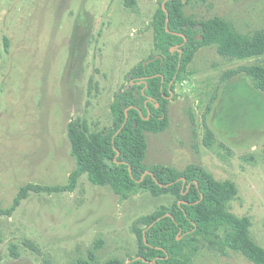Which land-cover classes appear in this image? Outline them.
<instances>
[{"label": "rangeland", "instance_id": "obj_1", "mask_svg": "<svg viewBox=\"0 0 264 264\" xmlns=\"http://www.w3.org/2000/svg\"><path fill=\"white\" fill-rule=\"evenodd\" d=\"M164 1L0 0L1 208L27 184L69 183L76 168L69 122L86 120L94 132L113 125L115 94L156 53L151 21ZM185 11L264 32V0H191ZM253 64L264 65V54L239 59L199 49L192 75L169 98L168 128L147 133L144 164L147 172L195 164L232 181L237 193L226 209L249 218L250 237L264 248V90L244 70ZM175 200L148 190L122 199L86 174L74 191H29L11 215H0V264H76L91 254L95 264L127 263L140 251L139 219ZM189 264L254 262L201 239Z\"/></svg>", "mask_w": 264, "mask_h": 264}, {"label": "trees", "instance_id": "obj_2", "mask_svg": "<svg viewBox=\"0 0 264 264\" xmlns=\"http://www.w3.org/2000/svg\"><path fill=\"white\" fill-rule=\"evenodd\" d=\"M190 1L166 0V10L162 4L156 11L151 21L156 53L137 64L128 75V87L115 94L113 125L94 132L86 120L69 122L67 135L76 160L69 183L27 184L12 207H0V215H11L29 191H74L86 174L92 184L109 185L122 199L140 190L156 197L176 196L170 208L162 207L139 219L141 225L135 227L140 241L137 257L127 263L110 259L106 264H189L201 239L241 251L254 264H264V248L250 237L249 218L226 209L237 193L232 181L217 180L195 164L182 172L164 165L148 172L145 168L147 133L168 128L169 98L175 84L192 75L189 66L199 49L215 46L221 55L239 59L264 54V32H242L219 16L197 20L185 11ZM172 47L177 48L172 51ZM244 70L256 87L264 90V65L253 64ZM93 259L91 254L89 260L80 259L76 264H95Z\"/></svg>", "mask_w": 264, "mask_h": 264}, {"label": "water", "instance_id": "obj_3", "mask_svg": "<svg viewBox=\"0 0 264 264\" xmlns=\"http://www.w3.org/2000/svg\"><path fill=\"white\" fill-rule=\"evenodd\" d=\"M166 1V0H165ZM165 1L163 2V7L166 10V6H165ZM185 1V0H183ZM202 36H199V38H201ZM177 47H172L171 50L174 51Z\"/></svg>", "mask_w": 264, "mask_h": 264}]
</instances>
